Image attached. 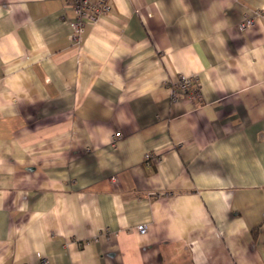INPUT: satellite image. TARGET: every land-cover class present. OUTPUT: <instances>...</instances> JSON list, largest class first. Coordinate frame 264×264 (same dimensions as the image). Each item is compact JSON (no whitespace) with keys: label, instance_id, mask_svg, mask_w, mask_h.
I'll list each match as a JSON object with an SVG mask.
<instances>
[{"label":"crops","instance_id":"obj_1","mask_svg":"<svg viewBox=\"0 0 264 264\" xmlns=\"http://www.w3.org/2000/svg\"><path fill=\"white\" fill-rule=\"evenodd\" d=\"M108 3L0 0V264H264V0Z\"/></svg>","mask_w":264,"mask_h":264},{"label":"built area","instance_id":"obj_2","mask_svg":"<svg viewBox=\"0 0 264 264\" xmlns=\"http://www.w3.org/2000/svg\"><path fill=\"white\" fill-rule=\"evenodd\" d=\"M74 18L72 20V33L70 35L72 40H78L79 35L86 23L94 22L99 16L108 13L110 6L108 0H71ZM257 13L245 14L243 19L239 22L238 27L241 30L248 29L255 23ZM172 98H176L179 94L186 91H193L197 88L196 77L193 75H180L169 86ZM121 133L116 131L112 137L113 143L119 139ZM156 155L147 152L144 154V161L155 160ZM140 233H144L147 229L145 223L137 225ZM44 264H47V259H42Z\"/></svg>","mask_w":264,"mask_h":264}]
</instances>
